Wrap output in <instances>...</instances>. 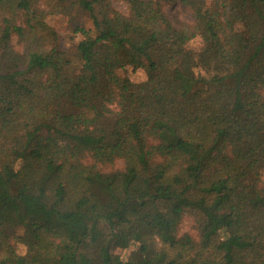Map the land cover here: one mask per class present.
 <instances>
[{"label": "trees", "instance_id": "trees-1", "mask_svg": "<svg viewBox=\"0 0 264 264\" xmlns=\"http://www.w3.org/2000/svg\"><path fill=\"white\" fill-rule=\"evenodd\" d=\"M124 1L73 0L105 28L69 74L65 0H0V264H264V0Z\"/></svg>", "mask_w": 264, "mask_h": 264}, {"label": "rangeland", "instance_id": "rangeland-1", "mask_svg": "<svg viewBox=\"0 0 264 264\" xmlns=\"http://www.w3.org/2000/svg\"><path fill=\"white\" fill-rule=\"evenodd\" d=\"M111 8L116 9L122 13H128V5L124 0H107ZM210 1V0H209ZM162 10L175 26L186 22L193 24L194 18L189 7L180 1H161ZM99 6L96 5L94 12L80 8L73 0H65V6H62V11L57 13H48L45 20L58 33L57 45L64 51L65 59L67 61L66 68L69 74H78L82 68V58L80 55L79 45L84 39L85 35L76 31V27H84L88 30L92 37H97L101 34L105 24L101 20ZM14 43L19 51L23 50V43L14 37ZM200 38L192 40L189 45L193 48L200 46ZM120 73L128 78L132 85H140L146 79V72L142 68L133 69L128 66L120 69ZM113 108L115 106L112 105ZM86 161H90V157H85ZM123 167V163L118 160L115 163L100 164V168L104 172H112L115 169ZM196 223L193 217L188 214L182 220L179 232H189L196 236ZM23 228L17 229V234H23ZM17 249L20 253L26 252V246L20 240H14ZM132 248L127 250H120L122 256L126 258Z\"/></svg>", "mask_w": 264, "mask_h": 264}]
</instances>
